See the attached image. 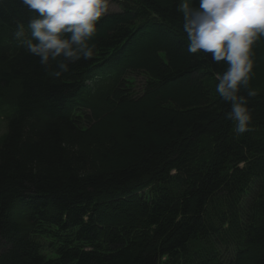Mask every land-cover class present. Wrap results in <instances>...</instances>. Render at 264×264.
Instances as JSON below:
<instances>
[{
	"label": "trees",
	"instance_id": "obj_1",
	"mask_svg": "<svg viewBox=\"0 0 264 264\" xmlns=\"http://www.w3.org/2000/svg\"><path fill=\"white\" fill-rule=\"evenodd\" d=\"M110 1L93 57L56 76L0 0V264H264V37L237 134L181 0Z\"/></svg>",
	"mask_w": 264,
	"mask_h": 264
},
{
	"label": "clouds",
	"instance_id": "obj_2",
	"mask_svg": "<svg viewBox=\"0 0 264 264\" xmlns=\"http://www.w3.org/2000/svg\"><path fill=\"white\" fill-rule=\"evenodd\" d=\"M109 0H21L33 13L27 25L17 22L13 38L19 46L47 66L57 60L60 76L68 63L88 60L94 55L90 43L96 24L106 14ZM188 52L211 54L213 63L223 61L226 70L216 74V93L230 105L226 118L235 122V132L250 131L252 119L245 96L257 93L250 88L253 75V45L264 37V0H181ZM27 28V33L25 29ZM66 34H70L66 37Z\"/></svg>",
	"mask_w": 264,
	"mask_h": 264
},
{
	"label": "rangeland",
	"instance_id": "obj_3",
	"mask_svg": "<svg viewBox=\"0 0 264 264\" xmlns=\"http://www.w3.org/2000/svg\"><path fill=\"white\" fill-rule=\"evenodd\" d=\"M119 11H120V9H119L118 4L109 0L107 12H119ZM107 12H106V14H107ZM136 82H137V84H139V81L137 79H136ZM5 131H6L5 122H4V119L0 116V140L5 135ZM196 264H198V263H196Z\"/></svg>",
	"mask_w": 264,
	"mask_h": 264
}]
</instances>
